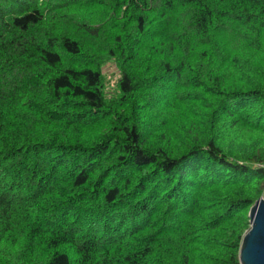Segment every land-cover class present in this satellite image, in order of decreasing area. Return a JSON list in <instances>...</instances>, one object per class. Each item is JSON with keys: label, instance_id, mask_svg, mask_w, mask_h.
Masks as SVG:
<instances>
[{"label": "trees", "instance_id": "16d2710c", "mask_svg": "<svg viewBox=\"0 0 264 264\" xmlns=\"http://www.w3.org/2000/svg\"><path fill=\"white\" fill-rule=\"evenodd\" d=\"M263 164L264 0H0V264H240Z\"/></svg>", "mask_w": 264, "mask_h": 264}, {"label": "water", "instance_id": "95a60500", "mask_svg": "<svg viewBox=\"0 0 264 264\" xmlns=\"http://www.w3.org/2000/svg\"><path fill=\"white\" fill-rule=\"evenodd\" d=\"M250 229L240 248V264H264V196L249 211Z\"/></svg>", "mask_w": 264, "mask_h": 264}, {"label": "rangeland", "instance_id": "374dc122", "mask_svg": "<svg viewBox=\"0 0 264 264\" xmlns=\"http://www.w3.org/2000/svg\"><path fill=\"white\" fill-rule=\"evenodd\" d=\"M114 71H117V68H116L115 64H108L105 67V72H108L109 74H112ZM262 196H264V193H263Z\"/></svg>", "mask_w": 264, "mask_h": 264}, {"label": "built area", "instance_id": "2783aa9c", "mask_svg": "<svg viewBox=\"0 0 264 264\" xmlns=\"http://www.w3.org/2000/svg\"><path fill=\"white\" fill-rule=\"evenodd\" d=\"M262 166L264 167V164Z\"/></svg>", "mask_w": 264, "mask_h": 264}]
</instances>
